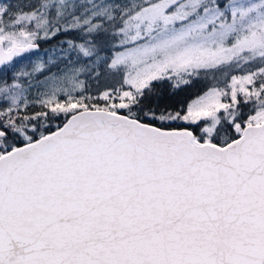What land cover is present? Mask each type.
I'll use <instances>...</instances> for the list:
<instances>
[{
    "label": "snow or ice",
    "instance_id": "1",
    "mask_svg": "<svg viewBox=\"0 0 264 264\" xmlns=\"http://www.w3.org/2000/svg\"><path fill=\"white\" fill-rule=\"evenodd\" d=\"M0 264H264V0H0Z\"/></svg>",
    "mask_w": 264,
    "mask_h": 264
}]
</instances>
